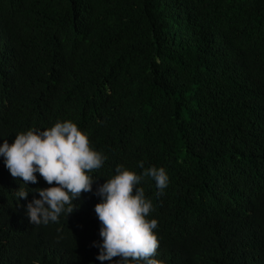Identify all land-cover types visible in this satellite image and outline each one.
Masks as SVG:
<instances>
[{
    "label": "trees",
    "instance_id": "16d2710c",
    "mask_svg": "<svg viewBox=\"0 0 264 264\" xmlns=\"http://www.w3.org/2000/svg\"><path fill=\"white\" fill-rule=\"evenodd\" d=\"M263 103L264 0H0V145L71 120L107 158L77 210L35 225L26 205L50 185L0 156V264H55L38 240L101 264L97 184L140 161L169 177L162 195L137 185L161 264H264Z\"/></svg>",
    "mask_w": 264,
    "mask_h": 264
},
{
    "label": "clouds",
    "instance_id": "9594fccd",
    "mask_svg": "<svg viewBox=\"0 0 264 264\" xmlns=\"http://www.w3.org/2000/svg\"><path fill=\"white\" fill-rule=\"evenodd\" d=\"M21 117L19 115L13 123L23 126ZM0 156L5 158V166L11 176L22 179L23 184L38 183L36 174L39 173L50 185L35 189L39 198L34 196L26 205L29 222L35 225L59 223L62 214L69 216L77 210L78 205L73 201L82 193L93 192V184L98 179L90 173L99 170L107 159L93 149L88 136L71 120L57 121L42 131L30 129L18 133L11 144L5 139L0 145ZM245 164L246 153L242 152L239 166ZM138 166L143 169L141 174L117 165L114 176L97 184L94 195L100 197V202L95 205V213L100 221L102 243L93 242V246L99 249L96 259L101 264L105 261L161 264L155 259L159 240L153 230L157 228V220L147 218L153 204L146 199L144 189L137 185L149 177L155 181L158 195H162L169 177L163 167L145 168L143 161ZM255 166L260 169L258 164ZM253 171H256L254 167ZM16 196L27 199L28 191L20 187ZM73 226L75 234L83 230L78 223ZM38 245L47 261L69 264L63 252L47 248L40 240Z\"/></svg>",
    "mask_w": 264,
    "mask_h": 264
}]
</instances>
